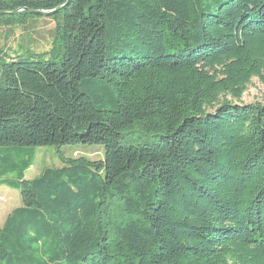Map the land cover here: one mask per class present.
I'll return each mask as SVG.
<instances>
[{"label":"trees","instance_id":"1","mask_svg":"<svg viewBox=\"0 0 264 264\" xmlns=\"http://www.w3.org/2000/svg\"><path fill=\"white\" fill-rule=\"evenodd\" d=\"M45 15L48 58L0 53V264H264V104L226 98L264 79V0H0ZM63 144L104 156L24 178Z\"/></svg>","mask_w":264,"mask_h":264},{"label":"rangeland","instance_id":"2","mask_svg":"<svg viewBox=\"0 0 264 264\" xmlns=\"http://www.w3.org/2000/svg\"><path fill=\"white\" fill-rule=\"evenodd\" d=\"M57 22L58 20L45 15L28 19L25 24L0 25V53L2 52V56H5L6 59L14 58L17 54L25 55L27 53L44 54L48 58L51 52L58 48L56 42ZM263 80H260L259 77H252L240 99H234L230 95H227L226 98L236 104L255 102L264 104ZM141 139L153 141L155 137L143 136ZM14 153L13 149L0 147V158L5 155L14 156ZM26 155L29 156L27 159L29 166L23 171V176L25 179H33L38 177L46 167L62 166L65 159L100 161L104 156V147L100 144L35 146L34 149L24 148L21 151V159ZM20 166L21 164H19ZM18 175L19 168H16L0 176V179L15 180ZM19 206H21L19 191L9 187L6 183H0V227L12 210Z\"/></svg>","mask_w":264,"mask_h":264},{"label":"water","instance_id":"3","mask_svg":"<svg viewBox=\"0 0 264 264\" xmlns=\"http://www.w3.org/2000/svg\"><path fill=\"white\" fill-rule=\"evenodd\" d=\"M52 11H54V10H50L49 12H52Z\"/></svg>","mask_w":264,"mask_h":264}]
</instances>
